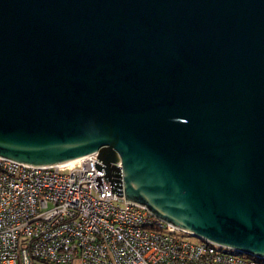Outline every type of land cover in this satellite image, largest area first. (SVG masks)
Returning <instances> with one entry per match:
<instances>
[{
    "label": "water",
    "instance_id": "1",
    "mask_svg": "<svg viewBox=\"0 0 264 264\" xmlns=\"http://www.w3.org/2000/svg\"><path fill=\"white\" fill-rule=\"evenodd\" d=\"M90 153L97 191L264 258V0H0V156Z\"/></svg>",
    "mask_w": 264,
    "mask_h": 264
},
{
    "label": "built area",
    "instance_id": "2",
    "mask_svg": "<svg viewBox=\"0 0 264 264\" xmlns=\"http://www.w3.org/2000/svg\"><path fill=\"white\" fill-rule=\"evenodd\" d=\"M96 156L48 166L0 156V264H264L155 217L104 176L97 191Z\"/></svg>",
    "mask_w": 264,
    "mask_h": 264
},
{
    "label": "bare ground",
    "instance_id": "3",
    "mask_svg": "<svg viewBox=\"0 0 264 264\" xmlns=\"http://www.w3.org/2000/svg\"><path fill=\"white\" fill-rule=\"evenodd\" d=\"M75 160H76V159H75ZM75 160H71V161L67 162L66 164L71 163V162H74Z\"/></svg>",
    "mask_w": 264,
    "mask_h": 264
}]
</instances>
